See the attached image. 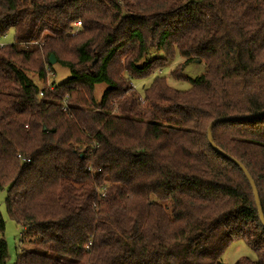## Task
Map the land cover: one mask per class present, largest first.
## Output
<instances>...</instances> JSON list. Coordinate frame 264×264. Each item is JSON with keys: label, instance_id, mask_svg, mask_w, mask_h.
<instances>
[{"label": "trees", "instance_id": "1", "mask_svg": "<svg viewBox=\"0 0 264 264\" xmlns=\"http://www.w3.org/2000/svg\"><path fill=\"white\" fill-rule=\"evenodd\" d=\"M11 32L0 188L34 245L15 264H220L239 239L257 259L235 264H264L236 163L264 215V0H0V42ZM176 54L141 95L133 82ZM51 55L70 74L40 88L32 74L45 81ZM192 63L203 65L195 77ZM180 80L191 88L171 86Z\"/></svg>", "mask_w": 264, "mask_h": 264}, {"label": "rangeland", "instance_id": "2", "mask_svg": "<svg viewBox=\"0 0 264 264\" xmlns=\"http://www.w3.org/2000/svg\"><path fill=\"white\" fill-rule=\"evenodd\" d=\"M4 40L7 43H11L13 41L12 32L9 33ZM157 54L160 55L159 52ZM182 60L183 58L179 54H176L170 66L158 69L152 75L134 81L133 86L137 88L136 90L139 91L141 95H143V90L150 85L155 75L167 76L170 68H173L176 64L182 62ZM201 71H203V65L198 63L189 64L185 68V72L191 77L199 75ZM69 74L70 73L67 68L55 63L54 71L48 74V77L45 81L42 79H38L33 74L32 77L37 82V84H39L40 88H43L48 84L58 83L65 80L69 77ZM171 86L177 90H189L191 88V84L188 81L184 80L176 82L171 81ZM103 88L104 86H99L97 88L95 92L97 99H100ZM6 196L7 189L0 188V211L5 220V230L3 233L0 232V240L6 241L8 245V260L6 264H15L17 255L20 251H22L23 249H33L34 245L31 243V238L33 237L32 234H29V236H27V231L24 232L23 228L8 215L5 203ZM36 250L39 252H44V250L41 248H37ZM49 254L52 253L49 252ZM242 257H249L253 260L257 259L256 253L244 240H235L230 244V246L223 254L220 264H235V262Z\"/></svg>", "mask_w": 264, "mask_h": 264}, {"label": "water", "instance_id": "3", "mask_svg": "<svg viewBox=\"0 0 264 264\" xmlns=\"http://www.w3.org/2000/svg\"><path fill=\"white\" fill-rule=\"evenodd\" d=\"M50 61H51V64H55L56 63V59H55V57L53 55H51V60ZM227 119H233V118H227V117H225V118H217V119L211 121V123H210V125L208 127V136H209V139L210 140H211V130H212L213 126L217 122H219V121H225ZM236 163L241 167V169L243 170V172L245 173V175L247 176V178L249 179V181H250V183L252 185V188H253V191H254V195H255V198H256V203H257L258 211H259L260 218H261V222H262V224L264 226L263 210H262V207H261V204H260L259 194H258L257 188L255 186V183H254V181H253L250 173L246 169V167L242 163H240L238 161H236Z\"/></svg>", "mask_w": 264, "mask_h": 264}, {"label": "built area", "instance_id": "4", "mask_svg": "<svg viewBox=\"0 0 264 264\" xmlns=\"http://www.w3.org/2000/svg\"><path fill=\"white\" fill-rule=\"evenodd\" d=\"M80 26H81V22H80V21L76 22V27L78 28V27H80ZM5 44H7V42H0V45H1V46H2V45H5ZM47 71H48V73H47V77H48V74L51 73V72H50L49 69H47ZM46 79H47V78H46ZM44 87H50V88L52 89V84H48V85H46V86H44ZM40 94L43 95V92L41 91ZM63 103H64V110H67V109H68V106H67V104H66V101L64 100ZM18 157H19L22 161H29V159H26V158L23 157L21 154H19Z\"/></svg>", "mask_w": 264, "mask_h": 264}]
</instances>
